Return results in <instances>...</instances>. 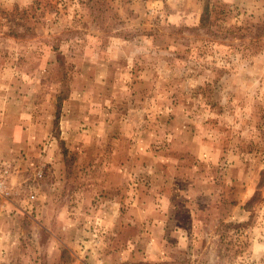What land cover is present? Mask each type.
I'll return each instance as SVG.
<instances>
[{
    "label": "rangeland",
    "instance_id": "374dc122",
    "mask_svg": "<svg viewBox=\"0 0 264 264\" xmlns=\"http://www.w3.org/2000/svg\"><path fill=\"white\" fill-rule=\"evenodd\" d=\"M0 264H264V0H0Z\"/></svg>",
    "mask_w": 264,
    "mask_h": 264
}]
</instances>
